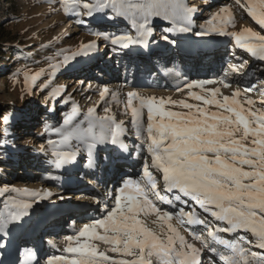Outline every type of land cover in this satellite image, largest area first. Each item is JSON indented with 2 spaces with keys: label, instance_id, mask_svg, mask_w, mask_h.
<instances>
[{
  "label": "snow or ice",
  "instance_id": "1",
  "mask_svg": "<svg viewBox=\"0 0 264 264\" xmlns=\"http://www.w3.org/2000/svg\"><path fill=\"white\" fill-rule=\"evenodd\" d=\"M58 2L66 15L103 14L112 21H126L129 30L96 31L93 33L96 39L80 43L74 51L62 52V59L50 65L51 76L77 57L97 52L101 41L111 45L113 51L148 49L156 19L171 25L160 37L168 44H177L170 35L184 33L230 37L234 47L264 61V34L251 27L236 30L237 19L231 5L222 6L198 31H193V18L199 9L185 0ZM234 3L264 30V0H234ZM247 63H229L219 80L186 81L179 90L186 88L187 96L198 103L128 92L124 107L125 114L130 111L131 129L124 120H117L110 106L104 107V115L97 114L96 106L89 107L83 118L78 119L80 111L74 101L72 111L60 126L45 125V131L58 138L48 139L46 146L42 144L39 150L50 156L49 162L57 170L81 161H86L89 169L107 170L133 159L134 152L136 155L147 153L139 179L123 180L114 206L106 209V215L66 237L69 246L63 251L76 254V258L53 256L46 264H153V257L157 264H202L205 250L215 254L222 264H264V100L256 107L258 102L247 95L257 88L264 92V79L243 90L237 87L231 94L221 91L232 87L228 77L242 74ZM43 74V70L36 74L24 73L29 94L30 85ZM179 75L177 72L176 76ZM216 84L220 86L206 88ZM60 93L59 88L54 89L48 98L55 100ZM109 95L112 101L119 103L117 94L110 92L107 86L100 89L101 102ZM133 130L139 143L129 144L126 137ZM5 192L16 195H9L0 209V250L3 253L9 250L13 232L28 224L35 206L55 195L48 189L31 191L5 187L0 189V196ZM189 201L207 216H201L195 207L190 211L179 207L175 213L160 207L176 208ZM149 216L155 217L151 220L154 227L146 222ZM174 218L176 224L172 222ZM184 225H197L201 230L184 228ZM182 228L193 242L182 234ZM222 234L232 238L226 239ZM81 238H85L82 243ZM72 241L78 246L72 247ZM92 241H102L110 247L100 251ZM109 251L124 258H113L107 254ZM22 255L20 264H40L33 249L26 248ZM211 264L217 261L213 259Z\"/></svg>",
  "mask_w": 264,
  "mask_h": 264
},
{
  "label": "rangeland",
  "instance_id": "2",
  "mask_svg": "<svg viewBox=\"0 0 264 264\" xmlns=\"http://www.w3.org/2000/svg\"><path fill=\"white\" fill-rule=\"evenodd\" d=\"M82 2H90V0H82ZM210 2L211 0H207L206 5L204 6L205 0H189L188 3L190 6L194 5L199 9L197 11L199 13L195 14L196 17L194 16L193 18L195 25L193 30L197 29L198 31L199 26L204 24L206 20L222 6L231 5V10L238 20L236 30H239L244 26L251 27L254 31H260L264 34V30L260 29L250 17H247L246 13H243L242 10L235 5L234 0H218L216 2L213 0V3L209 4ZM198 16L200 17V20L198 19ZM14 19H21L20 22H22L15 24L14 26L9 25L8 27L10 33L12 34V38H14V42L8 41L0 43V51L1 48H4L5 46H12L20 52L19 55L15 57L0 54V133H2L1 131L4 129V133H6L5 135H0V166L2 165L4 168L2 166L1 167L6 169L5 171L0 170V189H4L5 187L9 189H22L24 187L37 188L39 186L43 187L42 183H40L42 178L40 175H42L43 172H48V163L44 162L46 163L43 165L44 168L40 171L37 170L38 172H36V175H39V178L30 179V177H24V168L14 169L17 165L13 161L4 159L5 152L3 151L5 148H3V143L8 142L9 144L20 145L22 151L26 152L23 154L24 157H28L27 153L28 151H31L34 152L33 155H39L40 158H38V161H40V159L47 161L43 155L48 157L49 155H46L36 149H40L42 144L46 146L48 139H57V137L51 132H46L45 125L52 127L60 126L63 123L64 117L72 111L73 101L81 108V113L78 119H82L83 114L87 112V109L95 106L97 102L96 98L98 97V94L94 95V98L92 99V94H90L87 90L88 87L85 81L90 78H88L89 76L84 77V75H81L85 72H79L75 68L74 71L72 68H69L71 65L69 64L62 67L55 73L54 76H51L50 65L55 63L57 60L62 59V55H60L62 52L68 53L70 51H74L78 48L80 43H87L96 39L93 35L96 31L116 32L118 30H129V26L126 21H121L119 19L112 21L103 16V14H96L94 17L66 15L62 11L58 0H0V22H5L7 20L12 21ZM80 19H83L85 22L78 23L77 21ZM195 20L198 24H195ZM170 26L171 25L169 23L166 24L163 20L154 22V33L157 35L158 41L161 39V35L164 34L163 30ZM210 36L218 37V40L215 41L216 43H218L219 40L223 41L227 54H231V56H226L227 59L225 62H230L231 58V63L239 65L248 60L246 54H239L237 49H234L236 47H234V41H232L230 37H220L216 35ZM170 38L175 37H171L170 35ZM170 46L173 45L170 44ZM172 51L173 53H176L174 50ZM115 52L116 51H113L111 45L107 44V42L101 41L96 57H91L95 54L94 52L87 56L77 57L74 61L76 63L77 60L84 57L83 59L85 60L76 63V67L78 66L82 68H84V66L88 67L87 65L95 67L99 62L101 66H105L106 62L110 58L114 57L110 61L115 60ZM219 56H222V53H220ZM208 57L209 56H204L205 63H207ZM219 58L220 57L217 56L212 57L214 67L210 66L208 68L212 69L213 72L219 68V64L217 66ZM94 59L97 60V62L92 65L91 62ZM161 60L158 58L151 59L150 62L153 61L152 64L157 67L158 64H155V62H164L165 59ZM116 63L117 61H115V65ZM109 67H111V65L107 68L109 69ZM220 69L222 73H219L224 74L225 71H227V64L224 68L221 67ZM252 69L262 71L264 66H255L248 62L244 66L242 73H246ZM42 70L44 74L39 76L35 84L30 85L32 91L31 94H29V85L25 84L24 73L27 71L30 74H36ZM78 72L80 74H76ZM94 72H92V79L96 80L98 71L95 70ZM110 73L111 72H109V74ZM45 84L48 86L45 87ZM94 87L99 93L100 88H96V85ZM57 88L61 90L60 96L56 97L55 100L49 99V93ZM69 96L71 97L70 99ZM65 101H67V103H65ZM102 112L103 110L98 112V114L100 113L99 115H104V112ZM13 114L15 115L12 116ZM6 115H8V118L11 117V119L16 117L15 121L7 123ZM12 133L15 135L18 134V140L14 139ZM7 165L12 167L14 171H12ZM18 173L20 174L18 175ZM139 174H141V172ZM136 178L137 176L133 179ZM51 188L54 190L55 195L52 198L53 201H56V203H60L61 201L66 202L71 199L73 195L70 193L68 195L66 194L64 195L65 198L61 200L59 199L61 195L57 194L58 187L55 186ZM76 191L77 193H81L79 192L81 190ZM98 194L93 192L91 197H96ZM103 194L105 196L106 192L102 190V195ZM2 196L0 200L2 199ZM11 196H13V194ZM98 197L99 196H97V198ZM97 200V202H94L95 204H98L99 198ZM46 202L47 201H45L42 205L46 204ZM76 202V204H78L79 201ZM88 204V209L85 211V214L91 215L92 202ZM1 206L3 207L2 202H0V207ZM99 208L101 209V205H99Z\"/></svg>",
  "mask_w": 264,
  "mask_h": 264
},
{
  "label": "bare ground",
  "instance_id": "3",
  "mask_svg": "<svg viewBox=\"0 0 264 264\" xmlns=\"http://www.w3.org/2000/svg\"><path fill=\"white\" fill-rule=\"evenodd\" d=\"M216 1H218V0H214V2H216ZM188 2H189V0H185V3H187L189 5ZM212 3H213V0H211V2L209 4H212ZM205 5H206V3H204V6ZM197 13H199V12H197ZM195 17H196V15H195ZM198 19L200 20V17ZM158 20H160V19H156L155 21H158ZM165 23L167 24L169 22L165 21ZM237 23H238V20H237ZM195 24H198V22L196 21ZM193 31H197V29L193 30ZM173 39L177 40V44L173 45V46H170V44H168L166 41H164L162 39H160L158 41L157 40V35H155V33H154V36H153V38H152V40L150 42L152 47H153V49H154V53L152 54V57L155 55L160 60L161 59L169 60L175 54V53H173L172 50H174L176 52V56H177V54H179L180 51H182L183 48L188 47L192 43L196 44L197 47H199L201 49V50L199 49V51L197 52L198 55H196V57L195 56L192 57L191 59H188V57H183L182 59H181L180 56L178 57L179 64L176 63L177 64V69H174V70H176V73L179 72L180 75L182 76V77L178 76L181 79V81L183 79H187L186 81L202 80V79L219 80L224 75V74H220L218 72L219 69L221 68L222 64H219L220 67L218 69H216V71H214V72H213L212 69L208 68L207 65H205V64H213L212 67H214V63H213L212 57H216L217 56V57L221 58L223 56L224 58L222 57L223 59L221 60V62H223L224 60L227 59L226 56H231V54H229V55L227 54L226 49L224 47V42L223 41L219 40L218 43L215 42V41L218 40V37H211V36H202L201 37V36H195L192 33H184V34H178ZM232 48H234V47H232ZM207 49H209V50H207ZM234 49L235 50L237 49V52L239 54H242V55L246 54V57L248 58L247 61L249 63H251V64H253L255 66H261V67L264 66V61H261V60H259L256 57H252L251 54L245 52L242 49H239V48H234ZM130 51L131 50H125V52H120V51L118 52V50H117L115 52V57H116L115 60L110 61L114 57L110 58L108 60L109 62L107 61L105 66L104 65L101 66L100 62H99L98 63L99 65L97 64V66H95V67L94 66H90V65H87L88 67L84 66V68L78 67V66L76 67V65H77L76 63L77 62L85 60V59H83L84 57L80 58L79 60H77L76 63H75V61H71L69 63V64H71L69 66L70 69L72 68L74 71L76 69L79 72H85L84 74H81V75H84V77L85 76L86 77L89 76L88 78H90V79L86 80L85 82H87V87H88L87 90H88V92L90 94H92V99L94 98V95L98 94V97L96 96L97 97L96 98L97 102L95 104L96 109H97V114H98V112H101L104 109V107L110 106L111 109H112V112L115 114L117 120H124L126 122L127 127L129 129H131L130 111L128 112V114H125V107H124V105L126 103V100H127V93L130 92V91H136V92H138V93H140L142 95H145V96L151 95V96H155L157 98H159V97H165V98L171 97L173 100H176V101L185 100L187 103H198L197 101H194V100L190 99L187 96V89L186 88L183 91L179 90V89L184 87V84H185L186 81L185 82H181V84H169V86H167V87L162 86L160 88H152L149 85H143V86L133 87V88H131L132 85L128 86V88H131V89H128V88L127 89H121V87L122 88L125 87L127 80L124 81V80L121 79V81H123V83H121V85H122L121 87L119 86V84L121 82L119 80L113 81V83L111 82V84L108 83V82L107 83L102 82L101 79L103 80L105 78L106 80H108L110 78V74H118L120 71L123 72L127 68L130 71V72H128V70H127V72L132 77H136V80L139 78V76L142 77V78H143V76L144 77L147 76V78H153L155 81L161 82L162 80L165 81V79H164L165 75L164 74L170 75V73L168 71L170 69V67L169 68L167 67L165 70L159 71L160 69H163V68L155 67L154 64H152L153 61L150 62L151 58H143V57H139V56L138 57L137 56H133V53H130ZM96 53L97 52H95V54H93L91 57L92 58L96 57L97 56ZM220 53H222V56H219ZM204 56H209L210 57V58L208 57L207 63H204V61H205L204 60L205 59ZM100 58H101V56H100ZM115 61H117L116 65H115ZM161 61H163V60H161ZM96 62H97V60L94 59L91 62V64L94 65V64H96ZM156 63H158V62H155V64ZM229 63H231V58H230V62H227V63L225 62L223 64L225 66L226 64L228 65ZM109 65H111V67H109V69H108L107 67ZM182 66L185 67V68H182ZM209 66H211V65H209ZM106 68H107V70H106ZM94 69L96 71H98V73L96 75V78H97L96 80L92 79V72L95 71ZM79 72L76 73V74H80ZM109 72H111V73L109 74ZM94 74H95V72H94ZM203 74H205L206 77ZM263 75H264V69L262 71L261 70L258 71V70L252 69V70H249L246 73H242V74H239V75L231 74L228 78H229V80L232 83V87L230 89L222 88L221 91L224 94H231V91L234 90L237 87H239L241 90H243L245 87H248L251 84H258V82L263 79ZM129 79H130V77H129ZM95 85H96V88L98 87L100 89H102L104 86H107L110 89V92H114V93L117 94L119 103L112 101L111 95L107 96L105 98L104 102H101L100 101V97H99V93L97 92V90L94 87ZM118 86H119V88H118ZM219 86L220 85H218V84H216V85H207L206 88L210 89V88L219 87ZM195 91L199 92V89H195ZM247 95L250 96L252 99H255L258 102L256 107H260L261 106L259 104V101L260 100H264V92H262L259 88H257L255 91H252V92L248 93ZM241 99H243V97H241ZM168 106L172 107L171 105H168ZM78 108H79V111L81 113V110H80L81 108L79 107V105H78ZM172 110H183V109L173 108ZM211 110H215V108H212ZM145 121H146V111H145ZM130 132L132 134V137L127 138V139H133L135 143H139V141H136V139H135L134 130L130 131ZM12 135H13L14 139L18 140V137H19L18 134L15 135V134L12 133ZM129 144H132V143L130 142ZM4 148L6 150V151L4 150L5 151L4 159H6L8 161H13L17 165V166L14 167V169L15 168H24L25 169L24 177H28V178L30 177V179L39 178V175H36V172H38L37 170L40 171L42 168H44L43 165L46 164L44 162L48 163L47 164V166H48L47 167V171L48 172H43L42 175H40V176H42V178L40 180V183H42L43 187H40V186L37 187V188H35V187H30V188L29 187H24L22 189H28V190H31V191H39V190H42V189H48V190H51L54 193V190L51 187H55V186L58 187L59 186L57 194H59V195H61L63 197L66 194L68 195V193H74L73 196L71 197V199H69L66 202L65 201H61L60 203L59 202L56 203V201H53V198H52L51 201L47 200L46 204H44V205H42V204L45 201H42L38 205H36L35 208H40V209H35L34 208V211H33L32 215H31V218H30L28 224L25 225L26 228L24 229V231L29 232L28 236H30L31 233L33 234L37 228L47 226L46 221L51 216V212H53L54 210L56 211V212H53L54 215H57V214L59 215V213H63L64 214V213H66V212L71 210L70 211V215H72V216L69 217L68 219H64L62 217L56 216V217H59V221L61 220L62 223H66V222H69L71 219H73L74 215H76V214L84 215L85 214L84 213L85 205L88 206V204H86V202H91L92 201V203H94V202L98 201L97 200L98 198H99L98 204H101V209L98 208L99 209L98 212H96L95 215L90 216L88 219L85 218L84 220H81L82 223L79 224L78 227L80 228L86 223H91L95 219L102 218L104 215H106V209H110L111 207L114 206L115 195L117 194L118 189L122 186L123 180L124 179H128V178H132L133 179L136 176H137L136 179H139V177L141 175V174L137 173V172H140L139 169H134L135 171H133V174L129 175V173H127V172H132L133 169H131L129 165L133 161H131V160L123 161V162L120 163L118 169L117 168H110V169H107V170L109 171V173L111 171H113V172L116 171L117 175H118V171L121 170L120 172H123L125 178L120 179L119 183H114L113 187H112L113 182H111V184H110L111 187H110L109 184H108V186H104L102 183L98 184L97 180H96L95 183L97 185H99L100 187H102L103 189L100 188V190H97V191L93 190L95 192V194L99 193L100 195L99 194L97 195V196H99L98 198H97V196L96 197H91L92 196L91 194L93 192H91V191L87 192L85 190L86 187H84L85 189H82V188H79L78 186H76L75 188H71L70 186H68L71 183L75 185L76 179H77L76 176H78V175L77 174L75 175V173H73L71 175L70 174H65L63 169H60V170L55 169L49 162L50 161V156L48 157V156L43 155V157L47 161H45L44 159L43 160L40 159V161H38V158H40L39 155H33L34 152H31V151L30 152L28 151V153H27L29 158L28 157H24L23 154H25L26 152L22 151V149L20 148V145H18V144H16V145L15 144H6V145H4ZM36 150H39V149H36ZM141 154L143 155L142 156L143 158L147 157V153L146 152H142ZM20 155H22V156H20ZM133 157H134L133 159H135L137 157V155L134 154ZM1 166H0V170H4L5 171L6 169H3L4 166H2L3 168ZM7 166L9 167V165H7ZM9 168H11V170L14 171V169H12V167H9ZM9 168H7V169H9ZM19 174L20 173H18V175ZM32 174H34V175H32ZM52 176L59 177V179H56V180L50 179V177H52ZM98 176H100L102 178L101 175H98ZM100 180L102 181L103 179H100ZM104 181L107 183L108 179H104ZM81 187H83V186H81ZM108 187H110V188H108ZM18 189H20V188H18ZM76 190H81V191H79L81 193H77ZM102 190L106 192L105 196H104V194L102 195ZM12 194H13V196L16 195L15 192H11V195ZM9 195H10V192H6L4 194V196H2V199L0 200V202H2V204H3V202L7 199V197ZM74 196H76V197H74ZM0 198H1V196H0ZM185 199H187V198H185ZM79 200H81L80 201L81 204L77 205L76 201H79ZM52 202H54V203H52ZM47 203H49V204H47ZM189 203L192 206L196 207L194 202L189 201ZM189 203L187 205L178 204L176 208H172L169 205H160V207L162 209H164V210H167L169 212L175 213V212H178L179 207H184L186 211H189V209L192 208V207L191 208L188 207ZM71 204H73L72 208L69 207ZM57 206H60V207H57ZM41 207H43V208H41ZM56 208H58V209H56ZM0 209H2V206L0 207ZM208 218L211 219V217H208ZM145 219H146V222L149 224V226H153V225H151V220L155 219L154 216H149V217H147ZM172 222H173V224H176L175 218L173 219ZM184 228H190V227L187 226V225H184ZM181 231H182V234H184L186 236V238L189 239L190 236L188 235L187 232L183 231V228L181 229ZM241 234H243V233H241ZM84 240H85V238H81L80 242L82 243V242H84ZM92 242L98 245V248H99L100 251H105L106 249H108L110 247L109 245L105 244L102 241H92ZM66 243L68 244V242H66ZM77 246L78 245H76L74 247H77ZM53 249L54 248H52V251H53ZM9 252H10V249H9ZM9 252L7 254H9ZM63 253L64 254L62 256L65 257L68 260L76 258V254H74V253H67V252H63ZM107 254L109 256L113 257V258H116V259L124 258V257H120L117 253H112L110 251ZM41 264H46V262L41 263Z\"/></svg>",
  "mask_w": 264,
  "mask_h": 264
},
{
  "label": "trees",
  "instance_id": "4",
  "mask_svg": "<svg viewBox=\"0 0 264 264\" xmlns=\"http://www.w3.org/2000/svg\"><path fill=\"white\" fill-rule=\"evenodd\" d=\"M4 1H7V0H4ZM13 1V0H12ZM16 3V2H14ZM21 19L19 20H10V21H5V22H0V43L1 42H14V38H12V34L10 33L9 31V25H15V24H19V23H22L20 22ZM8 30V31H7ZM1 53L0 54H3V55H10V56H18L19 55V50L16 49L15 47H12V46H5L4 48H1ZM15 114H13L12 116H14ZM5 118V117H4ZM16 119V117H13L11 119V117L8 118V115H6V120L8 123H10L11 121H14ZM4 131V130H2Z\"/></svg>",
  "mask_w": 264,
  "mask_h": 264
}]
</instances>
